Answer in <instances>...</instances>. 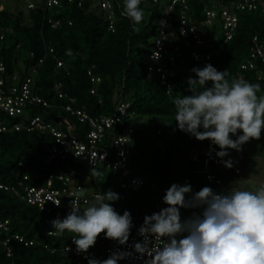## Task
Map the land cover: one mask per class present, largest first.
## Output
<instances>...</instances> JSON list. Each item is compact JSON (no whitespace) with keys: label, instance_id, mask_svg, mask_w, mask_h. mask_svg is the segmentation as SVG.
<instances>
[{"label":"trees","instance_id":"obj_1","mask_svg":"<svg viewBox=\"0 0 264 264\" xmlns=\"http://www.w3.org/2000/svg\"><path fill=\"white\" fill-rule=\"evenodd\" d=\"M78 1L59 0V4L53 5L49 10H46L44 0H34L35 8H28L27 12L18 5L15 11L8 7L0 9V26L9 29L5 38L0 40V57L5 66L2 73L4 92H11L13 87L22 88L31 69L35 68L33 90L49 103V106L29 104L25 108L27 113L17 116H8L0 110V120L8 127L7 131L0 132V184L16 186L18 182L24 181L25 175H31L28 183L41 185L45 184L49 174L67 172L73 167L83 169L92 177L85 183V187L90 188L97 179L93 173H100L107 168L60 157L48 160L46 146L54 140L49 129L37 127L27 131L24 127L16 130L11 126L15 122L29 124L33 116L40 115L57 123L65 131L75 125L74 132L83 139L89 129L88 124L79 122L62 107L71 104L75 109L84 108L93 116L113 115L116 105L121 101L129 103L128 115L119 125L106 130L100 145L109 146L113 153L112 141L130 124L132 132L129 133L131 139L127 145L130 150L127 166L134 152L139 151L141 155L144 153L146 146H140L136 142V134L143 133L153 135L156 142L161 141L156 143V147L163 150L167 160L176 148L184 147L187 163H199L201 168L196 171L204 174L202 162L193 160L190 156L192 151L202 146V141L176 127L172 104L173 98L190 94L187 91V78L194 76L189 71L194 58L186 49L175 51L173 47L165 54L162 64L169 62V54L174 55L179 62L174 66V74L168 77L173 88L171 94L166 93L158 74L148 69L151 63L148 52L168 0H141L140 7L144 10V16L136 25L121 15L122 0H110L116 17L114 31L109 29L108 12L100 1L83 0L80 6ZM207 1L209 0H187L188 6L185 9L188 18L207 41L208 46L205 45L203 50L211 51L210 58H203L200 66L206 62L211 63L220 71L226 70L229 79L243 73L246 80L258 83L260 92L264 93V63L254 60V70L241 68V63L249 57L253 36L257 35L264 44V13L260 10L240 11L233 38L223 42V34L216 36L215 28L218 24L209 27L204 22L202 8L207 6ZM180 7L175 6L170 13V30L175 37L176 17ZM56 20L58 24L53 26L52 23ZM49 48L53 52H49ZM67 50L71 51L70 55L66 54ZM57 60H61V66L57 65ZM93 76L99 80L92 81ZM92 88L95 89L94 93L91 92ZM59 92L66 96L60 98ZM71 96L75 99L73 102L68 99ZM142 119L144 128L142 123L140 126ZM204 179L207 181L205 176ZM59 185L56 181L55 186ZM94 193L96 195L101 192L96 190ZM115 209L119 214L127 210ZM128 211L132 218L143 222L144 216H138L133 209ZM0 219L9 220L8 233L34 239L32 245L12 239L10 246L14 251V258L7 257L0 248V264H10L12 261L14 264H87L86 260L74 255L60 251L52 253L51 248L71 241L72 234L65 232L61 236H48V231L54 230L50 223L53 220L51 214L22 201L4 186L0 187ZM2 235L5 236L6 233ZM99 235L93 248L106 244V239H99Z\"/></svg>","mask_w":264,"mask_h":264},{"label":"clouds","instance_id":"obj_2","mask_svg":"<svg viewBox=\"0 0 264 264\" xmlns=\"http://www.w3.org/2000/svg\"><path fill=\"white\" fill-rule=\"evenodd\" d=\"M22 1L27 9L36 6L34 0ZM0 2L2 9L4 0ZM44 3L49 10L46 0ZM140 5L141 0H122L121 15L139 24L144 16ZM150 58L158 60L159 52L153 51ZM190 71L194 73L187 78L190 94L172 99L179 130L218 146L215 155L219 158L228 156V149L239 151L250 139L260 138L264 93L258 83L229 79L226 70L207 62ZM223 163L232 166L230 161ZM68 196L72 197L70 211L63 219L50 222L54 230L48 236L71 233L78 253H87L101 233L120 245L129 240L130 212L119 214L110 203L120 198L117 192L108 189L91 201L83 190ZM162 203L167 206L144 216L137 230L143 239L132 245L136 254L148 257L145 264H264V182L253 188L237 185L219 192L209 186L193 191L187 182L172 183L164 191ZM181 208L199 211L182 219ZM130 255L129 251H115L105 259L87 258V264H118Z\"/></svg>","mask_w":264,"mask_h":264},{"label":"built area","instance_id":"obj_3","mask_svg":"<svg viewBox=\"0 0 264 264\" xmlns=\"http://www.w3.org/2000/svg\"><path fill=\"white\" fill-rule=\"evenodd\" d=\"M98 1H100L101 6L107 10L109 29L114 31L116 17L112 11L110 0ZM82 2L83 0H79L78 5L80 6ZM58 4L59 0H46V6L48 9L53 5ZM177 5H180L181 7L179 9V15L176 17L177 36L175 37L173 36L174 32L170 30L172 29V26L169 19L171 11ZM187 6V0H168L165 11L160 16V24L157 28V34L153 37L151 49L148 52V59L151 62L148 69L150 72L155 71L158 74L160 83L165 87L167 94H171L173 91L168 77L174 74V66H177V63H179L175 60L174 55L169 54L168 60L170 63L162 64L165 54L169 53L171 47H173L175 51H179V49H186L189 51L191 57L194 58L192 67L200 66V62L203 58L208 59L211 56L210 50H203V47L207 45V41H205L204 37L200 34L191 19L188 18L185 12ZM255 10H260V12L264 13V0H228L226 2L223 0H216L213 7L209 8L208 6H204L202 8V12H204V22L207 26H216L218 20V25L220 29H222V34L224 35L223 42H227L233 38L238 27L239 12ZM57 24L58 20L52 23L53 26H56ZM8 30V28H2V26H0V40L5 38ZM252 43L249 57L241 63V68L243 70H254L256 68V60H261V62L264 63V44L259 41L257 35L253 36ZM153 51L159 52L158 60L150 58ZM49 52H53V49L49 48ZM1 58L2 57H0V110H3L8 116H17V114L24 112L27 113L25 108L29 106V104H42L43 106H49L48 101L36 94L33 90L34 75L36 73L35 68L31 69L29 76L21 86L22 88L19 89L13 87L11 89L12 93L4 92V78L2 73L5 70V66ZM180 64H183V62L180 61ZM57 65H62L61 60H57ZM236 78H243L246 80L243 73H240ZM91 79L92 81L99 80L94 76ZM91 92L94 93L95 89L92 88ZM58 96L61 98L65 97L66 94L59 92ZM68 99L71 102L75 100L72 96L68 97ZM128 107V102L121 101L116 105V111L113 115L100 114L93 116L84 108L75 109L71 104H65L62 108L68 112L69 115L76 117L81 123L88 124L89 129L84 134L83 139L79 138L74 132L75 125H72L68 131H65L61 129L57 123L46 120L40 115L33 116L30 119L29 124L15 122L11 127L16 130L24 127L27 131L37 127L49 129L54 140L46 146L48 160L60 157L62 159H71L73 162L84 161L90 166L103 165L110 170L113 175H120L119 182L121 187L138 190L144 184L145 180L138 173L132 172L127 166V157L130 154L127 145L131 139L129 133L132 132L130 124L125 128V131L121 135H118L112 141L111 146L114 148V154L109 146L100 145V142L104 139L106 130L119 125L128 115ZM131 115H133V113H131ZM7 129V125L3 124L0 120V132L7 131ZM218 150V146L210 145V141L206 139L202 141V146L196 149V152L192 157L193 160L202 162V172L204 173V176L209 183L214 184L219 183V180L216 177L217 175L211 170L213 164H224L223 161H230L232 165L230 169L235 174L241 173V159L238 153L228 151V156L219 158L215 155ZM30 178L31 175H25L23 177L24 181L18 182L16 186L9 187L0 184V187L4 186L5 189H11L22 201L37 206L40 210H44L51 214L53 219L57 217L63 219L70 211L69 201L72 197L68 195L71 193H74L77 190H83L85 198L89 201L91 200L89 192L90 188L85 187V183L89 182L92 177L83 169L79 170L71 167L67 172L49 174L45 184L43 183L41 185L28 183ZM80 178L82 179L80 180ZM56 181L59 182V186H55ZM53 201L59 205L55 204ZM166 206L167 205L164 207ZM186 212V209L181 208L182 219L192 214L190 212L186 214ZM132 221L133 223L130 229L129 240L124 245H120L114 240L106 239L103 233H101L99 239H106V244L103 247L93 248L92 246L88 249L87 253H78L75 251V245L72 243L71 237V241L63 246L51 248V252L54 253L60 251L63 254L74 255L87 261V258L105 259L111 252L123 250L131 252L132 255L119 261L118 264H145L148 257L146 255L141 256L136 254L132 248L134 242H139L143 239L137 231L142 222L135 217L132 218ZM8 232L9 220L0 219V248H2L7 257L11 259L14 258V251L10 246L12 239L16 238L19 241L24 242L25 245H32L34 243V239H28L23 235L17 233L10 234ZM3 233H6V235L3 236ZM10 264H14L13 261L10 262Z\"/></svg>","mask_w":264,"mask_h":264},{"label":"rangeland","instance_id":"obj_4","mask_svg":"<svg viewBox=\"0 0 264 264\" xmlns=\"http://www.w3.org/2000/svg\"><path fill=\"white\" fill-rule=\"evenodd\" d=\"M165 2L166 0H160ZM22 7L25 12L27 8L25 3L21 0H4V7H8L15 11L16 6ZM206 5L211 8L214 5V0L207 1ZM17 6V7H18ZM218 24V20H217ZM216 36L219 37L222 35V29L219 25L215 28ZM151 44V41H150ZM42 114V113H41ZM56 117H52L55 119ZM143 125L144 120L140 122ZM144 128V125H143ZM240 134L239 130L238 133ZM144 135V136H143ZM136 142L140 146H146L144 153L141 155L139 151L134 152V156L129 160L128 167L133 171L138 173L145 180L144 184L138 189L132 188H123L120 185L119 179L120 175L111 174L110 170H103L99 175H95L97 178L95 183L90 186V199L92 200L96 195L94 191L100 190L101 193L105 192L108 189H111L117 192L120 198L117 201L110 202L113 207L117 209H133L138 216L150 215L153 212H158L165 204L162 203V196L164 191L172 184H185L186 182L192 186L193 191H199L204 186H209L216 190L217 192L227 190L231 186H241L253 188L256 185V182H251V177H254L252 180H256L258 175L254 173L256 166L253 165L251 168H247L249 173L246 172L244 164L242 163V158L244 153L238 151L241 163V173L237 175H232L230 167H226L225 164H213L211 166L212 172L217 175L219 183L213 184L208 183L204 179V174H199L196 169H200L201 165L199 163H194L192 165L187 163V155L183 148L174 150L173 155L167 160L164 156L163 150L160 151L157 148V142L161 141L154 139L153 135H145L143 133L136 134ZM235 139V137H233ZM264 140V130L261 132L260 138ZM259 139H250V140H259ZM158 150V151H157ZM231 150V149H230ZM196 150L192 151L190 156L191 159L194 156ZM235 152V151H234ZM160 153L159 155H157ZM264 158V156H263ZM244 172L242 174V170ZM260 179H264V159L259 164L258 168ZM240 175V177L238 176ZM126 179V178H125ZM222 183V184H221ZM255 185V186H254ZM90 200V201H91ZM186 214L193 211H199L197 209H186Z\"/></svg>","mask_w":264,"mask_h":264},{"label":"crops","instance_id":"obj_5","mask_svg":"<svg viewBox=\"0 0 264 264\" xmlns=\"http://www.w3.org/2000/svg\"><path fill=\"white\" fill-rule=\"evenodd\" d=\"M230 150V149H229ZM238 152L235 149H231L230 152ZM242 151L244 153L243 158H242V163L244 164V168L246 169V172L249 173L251 171H248L247 168H251L254 166H256V168L254 169V173H256L258 175V177L256 178V180H252L254 179V177H251L252 179L251 182H256L255 185L264 182V179H260V175L258 168H259V164H261V161L264 159V140H249L248 142L244 143L241 146V149L239 150V152ZM244 168L242 170V174L244 172ZM232 172V171H231ZM237 175L235 173L232 172V175ZM240 177V175H238ZM220 184V183H219ZM222 184V183H221ZM218 185V184H217ZM254 185V186H255Z\"/></svg>","mask_w":264,"mask_h":264}]
</instances>
